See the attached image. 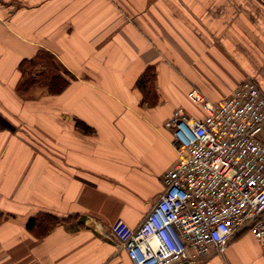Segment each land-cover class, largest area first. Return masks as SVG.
Here are the masks:
<instances>
[{
    "label": "crops",
    "instance_id": "obj_1",
    "mask_svg": "<svg viewBox=\"0 0 264 264\" xmlns=\"http://www.w3.org/2000/svg\"><path fill=\"white\" fill-rule=\"evenodd\" d=\"M1 2L0 264H127L120 242L177 158L167 120L201 116L188 91L218 102L252 79L264 96V0ZM38 49L75 79L22 98L17 64ZM147 65L154 104L136 84ZM41 211L69 218L34 237L26 222ZM197 264L264 259L243 231Z\"/></svg>",
    "mask_w": 264,
    "mask_h": 264
},
{
    "label": "built area",
    "instance_id": "obj_2",
    "mask_svg": "<svg viewBox=\"0 0 264 264\" xmlns=\"http://www.w3.org/2000/svg\"><path fill=\"white\" fill-rule=\"evenodd\" d=\"M187 97L203 114L178 108L167 120L177 158L120 242L127 264H197L243 231L264 259V96L244 79L218 102L194 88Z\"/></svg>",
    "mask_w": 264,
    "mask_h": 264
},
{
    "label": "trees",
    "instance_id": "obj_3",
    "mask_svg": "<svg viewBox=\"0 0 264 264\" xmlns=\"http://www.w3.org/2000/svg\"><path fill=\"white\" fill-rule=\"evenodd\" d=\"M0 5H2L1 0ZM17 69L19 79L15 91L20 97L27 99L32 97V93L36 88L44 90L47 95H59L69 86V79H75V76L61 65L55 55L45 49H38L30 58H21L18 61ZM155 76V68L152 65H147L136 81L137 87L143 93V99L153 104L157 102L156 93L151 88ZM198 109L202 116L200 106H198ZM78 125L84 131L88 130L85 124L79 122ZM68 218L69 216L61 217L50 212L41 211L27 220L26 229L34 237H42L57 224Z\"/></svg>",
    "mask_w": 264,
    "mask_h": 264
},
{
    "label": "rangeland",
    "instance_id": "obj_4",
    "mask_svg": "<svg viewBox=\"0 0 264 264\" xmlns=\"http://www.w3.org/2000/svg\"><path fill=\"white\" fill-rule=\"evenodd\" d=\"M38 67H39V66H38ZM33 94H34V95H37V93H36V94H35V93H32V95H33ZM34 95H33V96H34Z\"/></svg>",
    "mask_w": 264,
    "mask_h": 264
}]
</instances>
